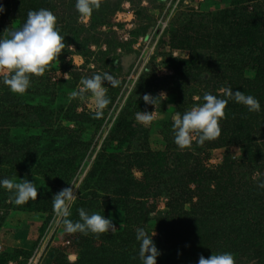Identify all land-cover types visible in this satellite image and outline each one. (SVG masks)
<instances>
[{
  "label": "rangeland",
  "instance_id": "rangeland-1",
  "mask_svg": "<svg viewBox=\"0 0 264 264\" xmlns=\"http://www.w3.org/2000/svg\"><path fill=\"white\" fill-rule=\"evenodd\" d=\"M0 4V36L18 28L29 10L44 8L66 45L42 76L30 78L24 95L0 83V178L37 187L36 200L21 205L0 188V264H69L73 252L76 264H141L139 227L154 233L156 264H194L193 252L182 255L193 229L162 235L168 201L209 226L213 235L208 242L199 233L198 253L230 252L234 264H264V79L254 68L241 69L245 54L257 52L264 66V0H100L87 18L75 0ZM103 72L120 84L106 85L110 103L97 118L90 94H69L82 87L81 77ZM228 88L254 96L260 111L229 100L217 138L197 145L194 133L191 147L179 149L173 114L202 103L204 92L226 98ZM145 93L159 97L155 107L145 104ZM139 111H154L150 124L135 120ZM149 151L161 156L153 168ZM96 166L105 179L96 172L88 180ZM68 184L76 194L69 218L79 219L78 208L99 212L114 233L64 231L52 197ZM223 229L234 232L223 239Z\"/></svg>",
  "mask_w": 264,
  "mask_h": 264
},
{
  "label": "clouds",
  "instance_id": "clouds-1",
  "mask_svg": "<svg viewBox=\"0 0 264 264\" xmlns=\"http://www.w3.org/2000/svg\"><path fill=\"white\" fill-rule=\"evenodd\" d=\"M75 9L82 18L89 17L93 10H98L100 0H75ZM4 7L0 4V13ZM64 36L60 35L56 24L55 15L48 9L29 10L26 19L16 29H9L7 36H0V73H3L0 83L7 86L10 92L24 95L31 87L30 78L42 76L50 64L57 60L58 55L66 45ZM78 90L69 94V99H83L86 94L94 98L95 117L102 115V110L110 103L107 96L108 85L117 87L119 79L108 72L94 73L90 77H81ZM107 85V86H106ZM162 94V93H161ZM161 96V95H160ZM224 96L213 95L204 92L200 99L202 103L192 106L183 113L177 111L172 116L173 142L181 150L190 148L193 142V134H196L195 143L202 145L220 135L219 121L225 117V107L229 100L241 104L249 112H259L258 100L240 90L225 89ZM159 97L145 93L142 97L146 105L155 107ZM153 112L139 111L135 114V120L143 125H148L154 119ZM64 187L52 197V206L56 215L62 218L66 233L88 235L115 232L116 227L110 218H106L99 212L90 214L83 208H78V220H71L70 205L76 199V194L70 184ZM260 187H264L261 182ZM0 188L9 190L13 203L21 205L29 200H36L37 187L33 181L20 179L19 182L12 178H0ZM144 228L135 230V240L139 242L138 258L141 264H156V258L160 255L152 239ZM69 264H76L77 253H69L66 256ZM197 264H234L233 254L221 252L211 254L207 258L200 255Z\"/></svg>",
  "mask_w": 264,
  "mask_h": 264
},
{
  "label": "trees",
  "instance_id": "trees-1",
  "mask_svg": "<svg viewBox=\"0 0 264 264\" xmlns=\"http://www.w3.org/2000/svg\"><path fill=\"white\" fill-rule=\"evenodd\" d=\"M250 29H245L242 31V34H245L247 36H250ZM246 59L247 61H244L243 62V65L241 66V69L243 68H248L251 67V68H254L255 69V73L257 75V77L260 78V80L262 81V79H264V66H263V63L261 61V55H260V52H257L256 55H246ZM250 56V57H248ZM244 60V59H243ZM244 70V69H243ZM249 92H253L254 91H249ZM248 92V93H249ZM258 114V113H257ZM256 114V115H257ZM122 127H124L125 125L122 124L121 125ZM247 139V137H246ZM248 140H251L254 142V139L251 135L248 134ZM247 140V141H248ZM160 153H155V152H147V155L145 156L147 158V165L150 167V168H153L155 165H157L159 163V161H161V156H159ZM257 163V162H256ZM98 172V176L101 177V179H105V171L104 170H101V168L99 167H94V169L92 171H90L87 175V178L88 180L93 178L94 174ZM132 180H136L135 178H133ZM135 184V181H132V185ZM126 199L129 200L130 196L129 194L128 195H125ZM123 200L125 199H120L121 202H123ZM117 201V199H116ZM167 209L168 211H166L162 216H161V223L160 226H161V230H162V235L163 237L167 236V238L165 240H167L168 238H172L173 235H175V237L178 236L179 232H184V230H187V228L189 227L190 229H193L192 232L190 233L191 235L189 236H186V239L184 241V250L182 252V255L184 257H190L191 256V253L193 252L194 253V264H197V260H198V257L200 255H203L205 258L206 255L204 253H198L197 251H195V247L197 245H201V241H199V233H201V231H203L205 234H202L204 237L203 239L207 240L208 242L210 241L212 235L210 234V228L209 226H207L205 224V222H202L199 218V216L201 217V215H197L196 213L192 212V211H187V209L185 210H182L183 207L180 205V206H173L172 203L170 204L169 201L167 202ZM178 213H177V212ZM139 212V211H138ZM132 212H129L128 215H132L131 214ZM137 217L138 216H135L133 215L132 218H134V221L137 220ZM231 218L232 221H238L239 222V218H237L235 215H228V218ZM226 219V218H225ZM190 220V221H188ZM243 220V219H242ZM187 223L189 224V226H185L184 224ZM222 223V222H221ZM226 226H230V227H233V229L237 226H233V225H230L229 223L226 225ZM241 228H239L238 230H240ZM224 234L219 235L220 238H224L225 234L228 235L229 232H234V230H228V229H223L222 230ZM219 234V233H218ZM171 237H168L170 236ZM204 248V246H203Z\"/></svg>",
  "mask_w": 264,
  "mask_h": 264
}]
</instances>
